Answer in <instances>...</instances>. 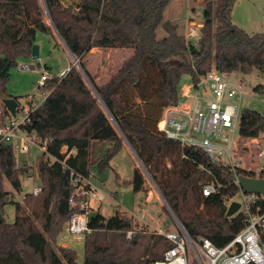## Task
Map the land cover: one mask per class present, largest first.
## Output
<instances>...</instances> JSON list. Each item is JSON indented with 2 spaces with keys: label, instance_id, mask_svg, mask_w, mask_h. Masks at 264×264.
<instances>
[{
  "label": "trees",
  "instance_id": "obj_1",
  "mask_svg": "<svg viewBox=\"0 0 264 264\" xmlns=\"http://www.w3.org/2000/svg\"><path fill=\"white\" fill-rule=\"evenodd\" d=\"M42 1L87 75L83 62L92 49H132L133 54L107 83L96 86L88 76L96 94L75 66L63 78L46 81L43 90L48 96L22 125L44 148L34 166L18 167L13 143L0 138L1 212L4 217V206L13 203L16 218L13 223L0 222V264H77V253L57 243L78 212L70 207L73 180L90 177L94 166L100 171L111 168V161L125 148V138L192 240L209 239L219 248L229 244L247 222L242 211L227 216V204L239 193L231 170L201 149L167 138L159 122L166 108L181 102L184 75L196 87L215 69L264 95V33H246L232 21L236 0L199 4L203 26L196 44L186 39L179 24L166 19L173 0ZM43 10L41 0H0V103L12 97L18 101L9 94L7 83L20 60L30 58L37 34L53 36ZM255 79L261 80L256 86ZM239 133L243 139H259L264 115L244 108ZM93 141L110 144L94 163ZM35 174L41 186L37 195L29 193L15 202L13 193L4 190V178L20 193L21 178ZM241 174L264 178L263 173ZM212 182L221 185L219 192L204 196V187ZM121 184L131 185L134 193L146 191L139 167ZM260 208L264 211V200ZM89 227L84 264H153L172 247L163 235L138 229L120 210L110 217L93 212Z\"/></svg>",
  "mask_w": 264,
  "mask_h": 264
},
{
  "label": "built area",
  "instance_id": "obj_2",
  "mask_svg": "<svg viewBox=\"0 0 264 264\" xmlns=\"http://www.w3.org/2000/svg\"><path fill=\"white\" fill-rule=\"evenodd\" d=\"M202 26V23L190 22L186 39L198 40ZM68 70L60 72L58 76H50L47 72H43L41 80L38 81L41 92L37 96L28 97L29 109L21 122H18L9 111V115H5L3 109L5 106L0 103L2 140L13 142L14 139H19V148L22 152H29L31 145L38 144L37 141L19 137L18 130H22V125L30 121L29 112L35 110L48 96L43 90L46 81L55 77L63 78ZM205 83L209 84L212 97H205L208 94ZM202 87L204 97L197 95V91ZM247 93V89L237 79L214 69L203 76L196 87L190 84L187 89L181 91L182 100L178 105L164 110L159 129L167 138L179 142L182 147L199 148L210 159L229 167L232 180L238 186L242 197L239 211L245 214L247 222L229 244L219 248L209 239L192 240L182 224L174 217L175 230L159 231L160 235L170 240L172 247L165 252L162 260H156L153 264H264V243L261 241V235L264 233V211L260 208L264 195L244 193L239 181L242 170L257 175L264 174V143L258 146L257 156L261 160L258 171H254L253 166L244 167L243 157L239 154L242 138L239 133L241 113L244 109V96ZM31 136L35 137L34 134ZM41 150L44 151V148L41 147ZM73 184L75 189L70 198V207L77 209L78 212L68 223L67 230L75 239L81 240L91 233L90 216L99 209L100 205L97 199L98 193L93 189L90 177H75ZM220 187L221 185L216 182L209 183L204 187L203 194L208 197L219 192ZM40 192L41 186L33 190L34 195ZM231 203L227 204L228 208ZM130 236L131 233L128 234V238Z\"/></svg>",
  "mask_w": 264,
  "mask_h": 264
},
{
  "label": "rangeland",
  "instance_id": "obj_3",
  "mask_svg": "<svg viewBox=\"0 0 264 264\" xmlns=\"http://www.w3.org/2000/svg\"><path fill=\"white\" fill-rule=\"evenodd\" d=\"M202 1L203 0H173L165 11V17L179 24L181 33L186 35L191 22V16L193 17V22H202L201 8L198 10V6ZM41 3L44 8L43 11L45 12V20L51 26L53 36L51 37L41 31L37 34V41L40 42L41 54L45 62L51 67V71L46 68L40 71H25L22 70L21 67L12 71L11 77L7 83V90L10 95L18 97L19 110L14 117L18 122L23 121L25 112L29 109L28 97L37 96L41 92V89L38 87V81L41 80L43 72H47L50 76H58L63 68L72 64V61H69L70 59L67 58L64 50L55 46V41H59L61 45L67 47L51 22L49 13L46 11L47 9L42 0ZM193 8L197 10L195 13H191ZM232 15V21L246 33H264V0H236ZM191 41L193 44H196L197 39ZM83 64L92 74H94L95 71L101 74L102 71V74L99 76L101 81L105 80V71L110 73L109 65L106 64L107 66L105 67V53L89 54L85 58ZM74 65L78 67V64L77 66L76 63ZM101 66H103L102 70L100 68ZM80 71L92 91L96 94V89L86 74L85 69L83 68ZM260 81L261 80L255 79V86L258 85L257 83ZM190 83L191 77L189 75H184L182 87ZM262 83H264V81ZM204 86L208 94L205 96L203 91L204 88L202 87L197 91V95L201 97H212L209 84L205 83ZM247 92L248 93L244 96V108L256 110L264 115V95L255 93L252 88L247 89ZM18 134L19 137L25 140H34L39 143L36 137L29 135L21 129L18 130ZM124 141L125 148L111 161V168L100 171L97 166H94L91 169L90 182L93 189L98 193L97 199L100 205L98 209L99 212L105 217H110L113 215L114 211L120 210L134 219L138 229H144L157 234H159L160 230L164 232L175 230V215L164 199L162 192L130 143L126 141V138ZM12 143L18 167H22L26 164L34 166L37 158L43 153V150H41L38 144L31 145L29 152H22L21 148H19V139H14ZM263 143L264 134H262L259 139L241 138L239 154L243 157L242 165L244 167L253 166L254 171H258L259 164L261 163L260 157L257 156L258 146ZM109 146L110 144L107 142L93 141L90 151V161L94 163L99 157L103 156L107 152ZM66 150L67 149L63 150V153H66ZM136 167H139L145 175V192L134 193L131 185L121 184V182L129 181L132 178ZM118 176L121 179L120 183L117 182L116 179ZM21 182L22 191L20 193L14 190L11 183L6 178H4L2 183L5 191L13 193L12 196L15 202H21L26 194L33 193L34 188L40 186V180L37 174H35V176L30 175L22 177ZM241 199V194L238 193L231 199L230 203L234 201L240 202ZM3 210L5 221L7 223H13L16 219L15 205L13 203H7ZM240 212L241 211H239V213ZM57 243L58 245L66 244L69 248L73 249L77 253V264H84V239H75L74 236L70 235L67 227H65Z\"/></svg>",
  "mask_w": 264,
  "mask_h": 264
},
{
  "label": "crops",
  "instance_id": "obj_4",
  "mask_svg": "<svg viewBox=\"0 0 264 264\" xmlns=\"http://www.w3.org/2000/svg\"><path fill=\"white\" fill-rule=\"evenodd\" d=\"M36 44H38V46H39V55H40L39 62H41L42 70L44 68H46V69H49L51 71V67L49 66V64H47V62H45V59H44L43 55L41 54L40 42L37 41ZM55 46L61 48L62 50H64V52L67 55V58L70 59V60L69 59H67V60L72 61V64H70V66H68V67L63 68L61 70V72L64 71V70H68L71 66H75L74 64L76 62V60H75L76 58L71 53V51L68 49V47H64V45H61V43H59V41L58 42L55 41ZM94 53H102V54L105 53V67L107 65H109V71H110V73L108 71L107 72L105 71V80H102V81H105V82H102L101 79H100V77H99L102 74V71H101V74H100V72L98 73L97 71H95L94 74H92L90 71H88L86 69V71L88 73V76L92 79V81L95 83V85L96 86H100V85H102L104 83L109 82V80L111 79L112 75H114L120 69V67L122 66L123 62L126 59H128L130 56H132L133 50L132 49H111V48L110 49L102 50V49L95 48V49H92V51L90 52V54H94ZM26 63H35V61H32L31 58L24 59V60L22 59L19 62V67H21L22 65H24ZM100 68L102 70L103 69V66H101ZM111 69H112V71H111ZM36 70H29V71H36ZM113 71H115V72H113ZM96 81H97V83H96ZM189 85L190 84L184 85L181 88V91H184L185 89H187V87ZM14 97H16V96H14ZM117 182H119V183L121 182V179H120L119 176H118ZM59 246H61V247H68L66 244H62V245H59Z\"/></svg>",
  "mask_w": 264,
  "mask_h": 264
},
{
  "label": "water",
  "instance_id": "obj_5",
  "mask_svg": "<svg viewBox=\"0 0 264 264\" xmlns=\"http://www.w3.org/2000/svg\"><path fill=\"white\" fill-rule=\"evenodd\" d=\"M52 22V21H51ZM32 61H35V63H26L21 66L22 70L29 71V70H42L41 62H39V46L34 45L32 48L31 56ZM76 60V66L78 64V69L82 70V67L77 59ZM5 108L11 113L12 116L16 115V110L19 107V102L15 98H4L2 101ZM240 186L242 190H244V193H255L259 195H264V178H253V177H247L241 175L239 177ZM240 203L239 202H232L228 208L227 216L232 217L240 210ZM4 221V217L1 212V205H0V222Z\"/></svg>",
  "mask_w": 264,
  "mask_h": 264
}]
</instances>
